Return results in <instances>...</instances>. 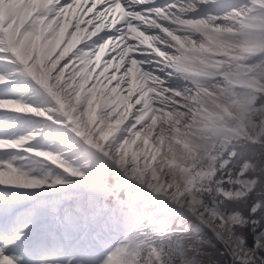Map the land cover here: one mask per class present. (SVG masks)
<instances>
[{
    "label": "snow or ice",
    "instance_id": "1",
    "mask_svg": "<svg viewBox=\"0 0 264 264\" xmlns=\"http://www.w3.org/2000/svg\"><path fill=\"white\" fill-rule=\"evenodd\" d=\"M0 264H264V0H0Z\"/></svg>",
    "mask_w": 264,
    "mask_h": 264
},
{
    "label": "rangeland",
    "instance_id": "2",
    "mask_svg": "<svg viewBox=\"0 0 264 264\" xmlns=\"http://www.w3.org/2000/svg\"><path fill=\"white\" fill-rule=\"evenodd\" d=\"M81 14H82V13L80 12L78 15H81ZM75 16H77V15H75V13H73V15L69 17V19L74 20V19H75ZM85 18L87 19V15L85 16ZM81 26H82V27L84 26L83 23H82ZM70 30H71V26H69V31H70ZM65 39H67V37H65ZM76 47H80V44H79V43L76 44V46L72 48L71 52H72V51H75ZM108 51H110V49H109V50H106V54H107ZM71 52H69V53L65 56V59H67V57L71 55ZM105 58H106V55L103 56V57H101V65L103 64V60H104ZM61 63H63V61H61ZM71 67H72V66L70 65V69H71ZM100 70H101V67H97V68H96V73H99ZM112 72H113V69L110 68V69H109V73H112ZM117 75H120V74L118 73ZM101 79H103V78H101ZM114 83H115V82H113V84H114Z\"/></svg>",
    "mask_w": 264,
    "mask_h": 264
},
{
    "label": "bare ground",
    "instance_id": "3",
    "mask_svg": "<svg viewBox=\"0 0 264 264\" xmlns=\"http://www.w3.org/2000/svg\"><path fill=\"white\" fill-rule=\"evenodd\" d=\"M97 7H99V5H98ZM80 12H81V11H80V8H79V6H78L77 9H75L73 13H75V15H78ZM90 15H91V13H88V14H87V16H90ZM64 47H65V44L62 43V44L60 45V48L57 49V52H59V51H60L61 49H63ZM71 50H72V49H71ZM71 50H70L69 52H71ZM69 52H68V53H69ZM68 53H66V55H67ZM66 55H65V56H66Z\"/></svg>",
    "mask_w": 264,
    "mask_h": 264
}]
</instances>
